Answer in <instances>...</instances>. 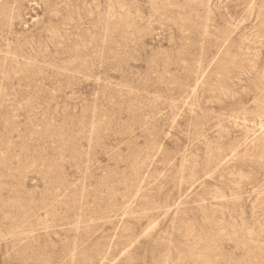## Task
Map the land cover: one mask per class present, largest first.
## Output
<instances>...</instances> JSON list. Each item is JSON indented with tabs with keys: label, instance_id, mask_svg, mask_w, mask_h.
Segmentation results:
<instances>
[{
	"label": "rangeland",
	"instance_id": "obj_1",
	"mask_svg": "<svg viewBox=\"0 0 264 264\" xmlns=\"http://www.w3.org/2000/svg\"><path fill=\"white\" fill-rule=\"evenodd\" d=\"M0 264H264V0H0Z\"/></svg>",
	"mask_w": 264,
	"mask_h": 264
}]
</instances>
